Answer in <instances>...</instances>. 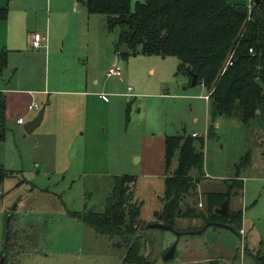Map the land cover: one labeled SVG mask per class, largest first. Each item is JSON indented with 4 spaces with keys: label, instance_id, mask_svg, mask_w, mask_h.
I'll use <instances>...</instances> for the list:
<instances>
[{
    "label": "rangeland",
    "instance_id": "rangeland-1",
    "mask_svg": "<svg viewBox=\"0 0 264 264\" xmlns=\"http://www.w3.org/2000/svg\"><path fill=\"white\" fill-rule=\"evenodd\" d=\"M141 1L131 0V9ZM89 17L88 33L87 25L81 31V37H88L90 42L87 51L80 48L85 55L73 54L68 51L70 47L59 55L55 47L49 58L47 79L54 86L62 77L59 69L63 75L71 72L74 77L60 80L59 85L63 86L64 81H79L88 71L90 79L97 78L99 85L110 92L128 93L127 87H131L128 97L103 95L104 100L111 102L109 166L101 171L73 173L61 164L50 173L38 161L43 158L39 151L36 153L34 140L23 139V133L4 125L0 131V166L8 173L0 184V256L6 255L4 264H124L127 248L118 237L96 234L73 216L103 214L115 179L122 176L134 178L131 200L142 204L137 238L141 242L140 254L145 251L144 243L150 245L148 264H206L210 259L220 264H256L248 253L264 254V120L258 118L244 125L238 119L219 116L210 126L212 108L202 97L207 94L206 89L188 86V78L178 72L175 57L136 53L121 58L114 53L120 29L107 31L104 16ZM118 50L124 52L125 47L118 46ZM37 52L34 50L35 55ZM109 52L117 56L123 73L120 78L106 77ZM53 62L61 63L56 66L57 80L53 78ZM27 67L23 65V71ZM42 73L43 68H37L26 74H36L40 79ZM40 127L35 133L44 124ZM209 131L213 136L208 135ZM193 132L205 140V178L198 185L201 194L225 191V181L233 178L239 161L249 156L246 168L239 170L243 188L234 191L228 201L230 211L242 213L241 230L245 235L240 234L241 230L238 235L234 230L209 227L200 235L177 237L171 231L147 228L158 222L156 215L164 206L162 137ZM47 161L51 164L52 160ZM176 164L173 159L170 171ZM199 192L186 201L195 204L201 199ZM9 214L12 233L5 245ZM14 219L20 223L16 232ZM204 225L201 219L174 221L179 232H194ZM173 245L174 258L164 262L163 256Z\"/></svg>",
    "mask_w": 264,
    "mask_h": 264
},
{
    "label": "trees",
    "instance_id": "trees-1",
    "mask_svg": "<svg viewBox=\"0 0 264 264\" xmlns=\"http://www.w3.org/2000/svg\"><path fill=\"white\" fill-rule=\"evenodd\" d=\"M257 1L251 0L248 8L231 5L227 0H142L131 9V0H76L85 6L88 14L104 16L107 31L120 29L114 53L121 58L136 53L172 56L178 60V72L188 78V86L195 75V86L204 87L208 94L212 108L210 126L219 116L238 119L244 125L258 118L264 120V0ZM6 17V8H1L0 21ZM121 45L125 47L124 52L118 50ZM0 58L2 70L5 52ZM229 59L231 65L226 66ZM4 125L5 100L0 93V131ZM208 135L213 136V132L209 131ZM204 143V137L199 134L164 138V194L161 201L163 205L171 201L165 223L180 231L174 226L175 219H201L205 224L221 222L230 225L239 235L240 211H229L232 214L229 220L214 211L224 201H229L234 191L242 190L239 170L246 168L249 156L236 165L234 178L225 181V191L205 193L202 201L195 204L185 202L187 197H196L199 182L205 178ZM173 159L177 164L170 171ZM6 177L7 171L0 166V184ZM133 184V177L116 178L103 214L88 212L73 216L96 234L118 237L127 248L124 264H148L143 258L144 253L140 254L141 242L137 233L141 227L142 204L131 200ZM199 201L202 202L200 208ZM9 215L7 240L12 233ZM254 255L260 264H264L263 253ZM2 257L1 264H4L6 255L2 253L0 260ZM206 264L220 263L210 259Z\"/></svg>",
    "mask_w": 264,
    "mask_h": 264
},
{
    "label": "crops",
    "instance_id": "crops-1",
    "mask_svg": "<svg viewBox=\"0 0 264 264\" xmlns=\"http://www.w3.org/2000/svg\"><path fill=\"white\" fill-rule=\"evenodd\" d=\"M250 1L227 0L231 5H248ZM4 7L7 17L0 21V57L5 52V66L2 70L0 68V93L5 100V125L23 133V139L34 140L36 153L39 151L38 155L43 158H38V161L48 172L51 169L55 172L61 164L73 173L101 171L108 167L111 102L109 99L105 101L103 95L123 98L130 96V92H110L104 85H99L97 78L90 79L88 71L79 81H64L61 86L59 82L63 77L74 76L71 72L67 73L70 76L63 75L61 69L57 71L56 66L60 67V62H53L54 80H57V72L62 74L59 82L53 86L47 79L49 58L55 47H58L59 55L69 47L68 51L73 54L85 55L80 48L87 51L90 42L88 37H81V31L82 26L87 25L88 33L91 14L76 0H0V9ZM38 25H42L41 28ZM34 33L47 35L48 39L46 48L35 50L39 53L37 55L29 48ZM107 60L108 68L119 66L117 56L110 52ZM25 64L28 67L23 71ZM37 68L44 70L40 79L36 74H26L29 71L34 73ZM31 104L37 105L39 110L45 106L43 119L37 128H41V124L44 127L38 133H35L36 128L27 135L23 126L39 111H28ZM33 113L36 114L28 118ZM19 118H23L22 124L17 123ZM164 138L160 142L161 158L164 156ZM48 158L52 160L51 164ZM200 195L202 201L204 194ZM12 224L16 232L20 223L14 219Z\"/></svg>",
    "mask_w": 264,
    "mask_h": 264
},
{
    "label": "water",
    "instance_id": "water-1",
    "mask_svg": "<svg viewBox=\"0 0 264 264\" xmlns=\"http://www.w3.org/2000/svg\"><path fill=\"white\" fill-rule=\"evenodd\" d=\"M258 1L255 0V3H257ZM164 39V36H163ZM196 83V76L192 75L191 78V83H190V87L195 86ZM44 110H45V106H42L41 109L38 111L37 115L35 116V118H33L31 121L27 122L24 126H23V131L26 134H31L41 123L42 119H43V114H44ZM170 204L171 201H169L168 203H166L163 206L162 212L159 215V219L158 222L155 224H150L148 225L147 228L153 229V228H157V229H162V230H167V231H171L173 232L177 237H180L182 235H200L201 233H203L207 228L209 227H218V228H223L226 230H230L233 231V228L230 225H227L225 223H221V222H208L206 223L201 229L194 231V232H179V231H175L172 227H170L169 225H167L165 222L168 220L169 217V208H170ZM214 213L218 216H220L223 219L229 220L232 216L231 213H229L228 211V201H224L221 206L217 209H215ZM9 222H10V215L7 216L6 219V224H5V245L7 244V237H8V231H9ZM149 243L146 242L145 244V252L143 254V258L146 259L150 248H149ZM256 262V264H260V262L258 261V259L256 258L255 255L248 253ZM175 255V245H173L163 256V261L164 262H169L174 258ZM3 261V257L0 260V264Z\"/></svg>",
    "mask_w": 264,
    "mask_h": 264
},
{
    "label": "built area",
    "instance_id": "built-area-1",
    "mask_svg": "<svg viewBox=\"0 0 264 264\" xmlns=\"http://www.w3.org/2000/svg\"><path fill=\"white\" fill-rule=\"evenodd\" d=\"M247 6H248V8L251 7V1H250V3ZM47 41H48L47 35L43 36V35H41L39 33H34L32 35L31 41L29 43V46L33 50H39L41 48H46ZM250 52H251V50H250ZM228 65H231L230 59L226 63V66H228ZM121 76H122V69H121L120 66H117V65L111 66L110 68H108V70L106 72V77L107 78H120ZM127 90H128V93H129L131 91V88L129 87ZM202 97L206 101H208V94H206V95H204ZM33 110L37 111V110H39V107L37 105H35V104H31L28 107V111H33ZM17 123L18 124H22L23 123V118H19L17 120ZM191 135H192V137H196L198 134L192 133ZM201 205H202L201 201H199L198 206H201ZM242 233H243V231L241 230L240 234H242Z\"/></svg>",
    "mask_w": 264,
    "mask_h": 264
},
{
    "label": "flooded vegetation",
    "instance_id": "flooded-vegetation-1",
    "mask_svg": "<svg viewBox=\"0 0 264 264\" xmlns=\"http://www.w3.org/2000/svg\"><path fill=\"white\" fill-rule=\"evenodd\" d=\"M228 211H229V208H228ZM230 213V212H229Z\"/></svg>",
    "mask_w": 264,
    "mask_h": 264
}]
</instances>
